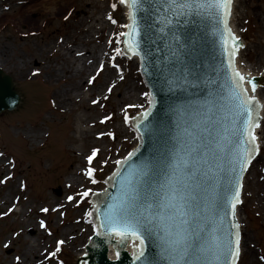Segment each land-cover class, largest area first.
<instances>
[{"label":"rangeland","instance_id":"1","mask_svg":"<svg viewBox=\"0 0 264 264\" xmlns=\"http://www.w3.org/2000/svg\"><path fill=\"white\" fill-rule=\"evenodd\" d=\"M91 1L106 11L102 20L108 21L107 16L111 14L116 23L110 21L109 28L95 36L93 43L98 45L97 55L103 68L96 60L87 71L88 81L93 76L97 78L88 82V90L75 92L72 101L60 106L54 101L55 81L47 82L45 75L26 81L15 72L7 73L0 68L12 77L13 87L20 95L17 107L0 112V264H17L16 257H20V264H76L73 262L79 256L80 248L75 247H82L95 229L87 215L92 208L93 193L105 187L106 178L118 165L117 161L136 145L137 137L130 119L145 109L149 97L144 95L147 90L139 68L128 72L134 63L123 54V9L118 0ZM113 3L117 5L115 9L111 7ZM236 13L238 26L243 30L242 59L255 70L264 71V0H244L237 6ZM60 26L57 21L54 37ZM117 48L122 54H117ZM48 58L47 55L43 57L46 63ZM110 58L114 63L111 69L117 76L121 73L123 79L118 77L119 84L111 87V91L96 95L95 87L104 79L107 71L104 65ZM130 74L139 80V85L132 91V98L124 100L120 93H124ZM260 84L264 88V77ZM93 100L99 103L94 104ZM105 117L110 119L105 120ZM81 129L87 130V134L80 135ZM109 133L113 135L109 136ZM94 148L99 152L89 165L86 158ZM259 154V158L264 157V147ZM256 162L251 165L249 175L259 179V168L253 174ZM89 167L95 169V184L93 178L84 174ZM73 177L78 179L77 184L70 182ZM261 182L264 190V180ZM85 190H90V195L81 198L80 193ZM248 195L246 191L240 204L243 235L264 264V194L255 191L247 199ZM69 196L74 199L69 201ZM63 205H66L65 209ZM42 207L56 211L45 214L40 212ZM40 220L46 222L47 229L40 228ZM76 221L75 231L71 229L69 234L71 238H63V228ZM32 228L35 233L30 232ZM58 240L65 242L61 251L55 257H49L47 254L55 251ZM30 245L34 247L32 250H29Z\"/></svg>","mask_w":264,"mask_h":264},{"label":"snow or ice","instance_id":"2","mask_svg":"<svg viewBox=\"0 0 264 264\" xmlns=\"http://www.w3.org/2000/svg\"><path fill=\"white\" fill-rule=\"evenodd\" d=\"M119 3L130 9L131 19L130 24L122 26L128 29L121 33L128 38L125 41L127 52L123 54L138 56L140 44L136 37L140 36V29L136 16L138 12L146 10L144 6L151 4L152 0H119ZM232 3L233 0H164L166 11L174 18L203 15L219 18L222 25L219 29L220 41L228 58L229 70L223 85L228 91L225 98L227 115L214 122L211 115L213 105L210 103L204 113L195 114L201 118L194 120L190 127L184 129L185 139L175 153L171 174L165 184L159 185L158 190L152 188L150 183L153 180L150 162L132 164L122 176L117 173L120 176L117 194L111 197V202L107 203L101 212L98 228L103 231H97L96 235H115L120 238V243L129 237L138 240L139 248L134 252L137 264H153L146 261L144 251L146 238L153 236L160 241L161 254L166 264H237L240 257V224L237 222L236 212L237 206L243 202L242 174L251 166L253 153L259 152L254 129L259 128L260 123L255 119L254 110L260 105L257 97L249 95V89L245 87V83L249 84L251 93H256L257 84L254 78H246L235 66V58L243 45L229 27L228 18L231 16ZM111 7L115 9L117 5L113 3ZM108 19L116 23L111 15ZM165 22L171 24L172 20L165 16ZM116 52L122 54L119 48ZM95 79L93 76L88 82L92 83ZM108 90L111 91V88ZM92 103L99 101L93 100ZM149 103L151 105L152 101ZM150 115V110L145 111L142 114L143 120L147 121ZM229 117L231 134L228 123H225ZM107 119L110 118L105 117V120ZM128 119L126 115L125 121ZM240 121L243 123L244 146L234 149L232 146L238 144L239 138L233 137L239 131L236 124ZM217 124L220 125V131H216ZM98 152L99 149L94 148L87 156L89 165L93 163ZM133 155L134 153H129V161ZM94 172L95 169L89 167L84 174L93 178ZM92 183L97 181L93 178ZM89 195L90 190L80 193L81 198ZM67 199L72 201L74 198L69 196ZM225 206L230 209L229 214L232 217L230 228L227 230L224 229V218L220 215ZM11 211L12 209H9V212ZM49 211L56 209H40V212L45 214ZM87 215L93 216L94 213L88 212ZM39 226L41 229L48 227L44 220L39 221ZM48 234L51 235V232ZM64 243L63 240L56 241L55 251L47 255L55 257ZM119 255L117 252V259ZM16 261L20 264V257H16Z\"/></svg>","mask_w":264,"mask_h":264},{"label":"water","instance_id":"3","mask_svg":"<svg viewBox=\"0 0 264 264\" xmlns=\"http://www.w3.org/2000/svg\"><path fill=\"white\" fill-rule=\"evenodd\" d=\"M144 7L146 10L138 12L136 16L140 29V36L136 39L140 44L138 56L141 72L151 93V115L147 121L142 116L137 118L134 127L140 139L139 147L132 152L134 155L130 161L126 158L121 162L110 179L109 189L97 195L98 204L93 210L97 227L101 212L111 202V197L117 194L120 176L127 172L130 165L150 162L153 169V180L150 183L152 188L158 190L159 185L165 184L171 174L175 153L185 139L184 129L201 118L195 114L204 113L210 103L213 105L211 115L214 122L227 115L225 98L228 91L223 85L229 70L228 58L220 41L219 29L222 25L219 18L209 15L174 18L166 11L164 0H152L151 4ZM165 16L172 20L171 24H166ZM252 78L258 85L259 78ZM19 102L20 96L13 89L12 78L0 69V112L14 109ZM258 111L259 108L254 110L256 120ZM225 123H228L231 134V117ZM236 127L239 131L233 138L239 139L238 144H233L234 149L244 146L242 121L237 122ZM216 131H220L219 124L216 125ZM247 171L242 174V183ZM234 187L235 179L233 190ZM91 209L90 207V211ZM229 213L227 206L220 212L224 218L225 230L230 228L232 221ZM90 223H94L91 217ZM97 231L103 229L96 228L94 234ZM115 237L117 236L88 237L87 255L78 256L73 263L80 264L81 259L90 257L89 264H137L135 256H126V253L119 263L106 260V243ZM129 239L136 240L129 237L123 243L116 239L113 243L123 249ZM144 251L147 262L166 264L157 237L146 238Z\"/></svg>","mask_w":264,"mask_h":264},{"label":"bare ground","instance_id":"4","mask_svg":"<svg viewBox=\"0 0 264 264\" xmlns=\"http://www.w3.org/2000/svg\"><path fill=\"white\" fill-rule=\"evenodd\" d=\"M243 3L244 0H233L230 17L232 32L239 37L241 42L243 30L239 28L237 23L236 8ZM118 4L123 9V22L127 24V7L120 4L119 0ZM103 9L98 3H94L91 0H4L2 3L0 2V68L7 73L15 72L26 81L45 75L47 82L55 81L57 83L53 94L57 105H65L67 102L72 101L75 92L81 93L89 89V78H87L86 74L96 63V60H98L96 64L101 66L97 55L98 45L93 43V41L95 36L102 34L110 25L108 16L111 14L107 16L108 21L105 20V22L101 17L106 15V11ZM57 21H60L61 26L57 28L56 37H54L52 34ZM34 41L37 44H33ZM242 49H240L239 55L235 58L237 70L246 78L259 76L262 79L264 71H257L244 62L241 56ZM46 55L49 56L47 63L43 59ZM130 59L134 64L128 72L138 70L139 62L137 56H131ZM112 61V58L106 60L104 67L107 68V71L104 79L98 81L95 87L96 95L97 92L99 94L104 93L109 88L119 84L118 77L121 76V73H118L117 76L113 72L111 65L113 66L114 63ZM76 64H80V66L76 68ZM94 72L92 71V73ZM129 77L130 81L126 84L124 93H120L124 100L132 98V91L136 90L139 85V80L134 75L130 74ZM245 87L249 89V95H255L259 101L258 122L260 127L254 130L257 135L256 143L259 144V149H262L264 147L262 142V139H264V128H262V126L264 127V88L259 85L256 93L253 94L249 84L245 83ZM93 96L96 98L95 95ZM137 104L138 102L135 103V105ZM29 134H32V131H29ZM86 134L87 130H80V135L84 136ZM135 143H137V138ZM253 157L255 159L253 160L257 161L253 174L255 175L257 168H259L261 177L259 179H257V176L250 177V170L246 174L242 196L247 191L249 193L247 199L251 198L255 191L264 194V190L261 188L263 183L261 181L264 180V157L259 158L260 154L256 156V153ZM70 182L77 184L78 179L73 177ZM99 191L101 192L103 189ZM94 198L92 206L95 205ZM63 208L65 209L66 205H63ZM236 217L237 222L240 224L241 237V252L237 264H263L256 257L248 238L243 235L240 205L237 206ZM78 221L73 222L72 225L70 224L71 226L63 228V238H71V235H69L70 231L71 229L75 231L74 228ZM29 230L31 233H35L33 228ZM93 233L91 232L92 235ZM113 241L115 239L106 243L107 261L119 263L123 260V254L126 253V256H131L137 251L135 240L127 241L123 249H119ZM87 244L88 239L84 241L83 245H81L82 247H75L77 250L80 248L79 256L87 255ZM33 248V245L29 246V250ZM117 252L120 254L119 259L116 256ZM89 260L90 257H87L81 259L80 263L89 264Z\"/></svg>","mask_w":264,"mask_h":264}]
</instances>
